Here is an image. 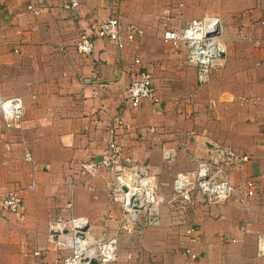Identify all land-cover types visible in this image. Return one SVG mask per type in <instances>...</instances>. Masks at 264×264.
Returning a JSON list of instances; mask_svg holds the SVG:
<instances>
[{
    "label": "crops",
    "instance_id": "obj_1",
    "mask_svg": "<svg viewBox=\"0 0 264 264\" xmlns=\"http://www.w3.org/2000/svg\"><path fill=\"white\" fill-rule=\"evenodd\" d=\"M75 1L77 8L64 9L68 0H0V105L17 97L25 107L20 130H5L0 113V192L21 190L26 211L15 217L22 234L45 253L43 262L70 253L69 233L55 237L49 228L61 215L85 219L94 240L116 238L120 249L109 264H264L256 251L257 238L264 234V35H258L260 30L264 34V0H240L243 10L237 14L231 9L235 2L223 0L228 7L220 19L226 56L212 72L211 84L226 87L229 97L228 103L214 102L210 112L206 98L184 108L163 90L155 91L159 106L145 100L132 109L126 103L138 69L133 60L141 58L145 34L135 24L156 22L160 7L170 15L182 14L177 3L185 6L190 0ZM111 16L141 37L125 41L122 49L95 40L92 53L80 55L79 37L93 36ZM191 70V82L205 86L197 84ZM110 129L134 164L160 179L185 157L195 169L193 160L214 164L218 150L248 156L247 162L233 165L222 158L213 175L236 188L255 181L256 195L246 205L235 198L212 204L193 192L195 203L181 212L173 191L175 169L167 179L173 200L167 197L159 207V222L121 229V208L110 198L111 173L93 179L80 173L82 162L101 158ZM24 150L31 162L23 159ZM11 216L0 212V228ZM186 226L196 229L197 240L190 246L194 258L184 253ZM124 235L130 250L121 248Z\"/></svg>",
    "mask_w": 264,
    "mask_h": 264
},
{
    "label": "built area",
    "instance_id": "obj_2",
    "mask_svg": "<svg viewBox=\"0 0 264 264\" xmlns=\"http://www.w3.org/2000/svg\"><path fill=\"white\" fill-rule=\"evenodd\" d=\"M118 2V0H112ZM64 9H75V0H68ZM141 32L130 26H122L119 17L111 16L101 21L93 36L83 33L76 44V51L80 55H90L95 47V40H102L116 48L122 49L125 41H133L141 37ZM162 40L174 53H184L185 64L195 69L198 85H207L211 81V74L218 70L226 56V38L222 22L217 17H203L192 20L179 29H169L164 32ZM133 64L138 68L127 88V105L138 108L147 100L159 106L160 100L155 94L151 74L142 68L141 60L136 57ZM0 113L5 130H20L22 128L25 107L21 98L4 100L0 105ZM109 137L105 150L99 160H87L80 164V171L90 177L109 171L112 180L109 183L111 201L121 208L122 218L120 228L135 230L152 226L159 222V207L165 199L156 193L155 177L149 174L144 166H137L133 160L124 153L123 147L115 136V130H108ZM217 160L214 164L201 163L198 170L179 173L173 183L175 197L180 202V211L184 206L193 205V192L200 193L209 203L223 204L231 199H237L242 205L256 195V182L247 181L242 187H234L227 178L217 179L213 172L218 171L217 163L225 158L227 164H240L249 160L248 156L240 155L233 150H218ZM26 162H31L29 150H24ZM32 189V187L30 188ZM71 205L68 204L67 208ZM26 207L23 203L21 190H8L0 192V212L23 216ZM51 233L56 237L69 233L68 246L70 253L51 261L43 262V255L39 250L34 256L39 259L38 264H89L95 259L97 264L113 263L117 257L116 238L94 240L89 235L88 223L83 218L58 216L49 225ZM183 233L187 238L188 246L184 249L186 255L192 258L195 254L190 246L197 240L196 229L186 226ZM234 242V240H231ZM257 255L264 256V234L257 238ZM87 259L88 262L82 263Z\"/></svg>",
    "mask_w": 264,
    "mask_h": 264
},
{
    "label": "rangeland",
    "instance_id": "obj_3",
    "mask_svg": "<svg viewBox=\"0 0 264 264\" xmlns=\"http://www.w3.org/2000/svg\"><path fill=\"white\" fill-rule=\"evenodd\" d=\"M233 1L235 3L233 6H231L232 13L237 14V11L243 9L239 8L240 5H238V2L240 0ZM197 2H199V4ZM197 2L196 0H190L188 5L185 6H183V4L180 2L177 3V8L181 10L182 14L176 13V15H170L168 14L169 12H165L164 7H160L158 9L160 17H158L156 22L135 25H137L138 28L140 27L144 29L145 32L143 39L140 40L139 43V56L142 58L143 65L145 66L146 70H148L153 78L155 91L158 92L163 90L164 92L173 95L177 100H181L180 103L185 105L184 108L187 105H192L193 100L199 99L201 101L202 98H206L207 101H204L205 103H203L208 109L206 111L210 112L212 111L214 102L216 104L225 102L228 103L229 94L227 88L212 85V78L210 83L203 87H198L195 82H191L190 74L193 72V70H191V68L185 64L184 53H174L173 50L170 49V47L162 40V36L165 31L169 29H178L192 20L201 19L203 17H218L222 21L223 13L228 10L226 5L227 3H224L223 0H220V2L216 4L213 0H198ZM224 35L227 37L226 32ZM258 35L261 36L264 34L260 30ZM212 75L211 77H213ZM238 111L243 113L244 105H239ZM190 162L191 161H189L186 157L184 159H178L176 164L169 165V167L166 168L167 174L166 176L164 174L162 179H160L159 176L157 177V175H153L155 177L156 193L162 195L165 201H167V197H169L168 200H170V202L173 200L171 184L167 181L169 173H172L175 169H178V174L185 172L189 173L198 170L200 164L197 163V160H193L192 162L195 163V169L188 167ZM80 173L89 179H93L103 172L94 177L87 176L81 171ZM162 206H164V204L161 205V207ZM11 217L13 218L8 220L7 226L0 228V264H37L34 251L38 250L39 248H36L32 240L28 239L26 235L22 234V222L20 218L15 216ZM10 231L11 235L9 233ZM47 236L50 237L51 234L48 233ZM125 236L126 235H124L123 238H126V244L125 246H121V248L130 250L129 244L127 242L128 236ZM119 249L120 246L117 244V254ZM40 250L43 249L40 248Z\"/></svg>",
    "mask_w": 264,
    "mask_h": 264
},
{
    "label": "water",
    "instance_id": "obj_4",
    "mask_svg": "<svg viewBox=\"0 0 264 264\" xmlns=\"http://www.w3.org/2000/svg\"><path fill=\"white\" fill-rule=\"evenodd\" d=\"M64 233H66V232H64ZM86 262H88L87 259L82 260V263H86ZM89 264H97V262H96L95 259H91V260L89 261Z\"/></svg>",
    "mask_w": 264,
    "mask_h": 264
}]
</instances>
